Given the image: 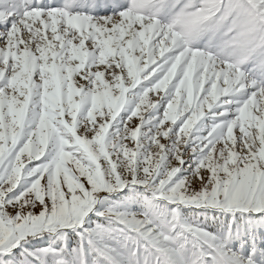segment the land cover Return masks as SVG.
I'll return each mask as SVG.
<instances>
[{
    "label": "snow or ice",
    "instance_id": "6c2138e0",
    "mask_svg": "<svg viewBox=\"0 0 264 264\" xmlns=\"http://www.w3.org/2000/svg\"><path fill=\"white\" fill-rule=\"evenodd\" d=\"M0 264H264V0H0Z\"/></svg>",
    "mask_w": 264,
    "mask_h": 264
}]
</instances>
